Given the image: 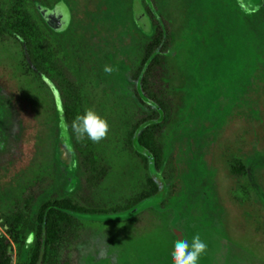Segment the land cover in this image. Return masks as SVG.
<instances>
[{
	"label": "rangeland",
	"instance_id": "374dc122",
	"mask_svg": "<svg viewBox=\"0 0 264 264\" xmlns=\"http://www.w3.org/2000/svg\"><path fill=\"white\" fill-rule=\"evenodd\" d=\"M17 1L0 0V9ZM22 2L78 85L82 112L94 108L110 127L106 139L92 143L108 170L91 193L99 213L78 216L67 263L172 264L175 242L199 234L207 244L199 264H264V0ZM138 8L152 28L174 35L166 58L169 122L158 138L161 191L154 197L130 143L132 128L149 115L134 96L148 40L133 16ZM0 74L8 101L24 106L34 134L23 164L0 178L5 211L56 180L55 105L6 35ZM59 150L68 164L67 147ZM233 162L243 175L230 172Z\"/></svg>",
	"mask_w": 264,
	"mask_h": 264
},
{
	"label": "trees",
	"instance_id": "16d2710c",
	"mask_svg": "<svg viewBox=\"0 0 264 264\" xmlns=\"http://www.w3.org/2000/svg\"><path fill=\"white\" fill-rule=\"evenodd\" d=\"M133 16L148 39L134 77V96L149 115L132 128L130 143L144 162L149 195L154 197L161 191L162 154L158 138L169 122L171 96L166 90V58L174 35L163 26L152 28L146 12L140 8L134 9ZM5 35L19 44L28 70L53 95L56 180L51 189L29 191L11 209L0 211V264H68L65 257L80 226L78 216L99 213L100 206L92 201L91 193L106 176L107 166L96 155L91 141H78L60 128L61 115L70 124L83 113L81 93L41 37L22 0L6 11L0 9V37ZM5 91V78L0 74V92H4L0 98L5 96L8 101ZM33 140L32 122L24 106L12 100L3 103L1 99L0 178L23 164ZM62 145L68 149V164L58 159ZM230 172L244 174L237 162L230 164Z\"/></svg>",
	"mask_w": 264,
	"mask_h": 264
},
{
	"label": "clouds",
	"instance_id": "9594fccd",
	"mask_svg": "<svg viewBox=\"0 0 264 264\" xmlns=\"http://www.w3.org/2000/svg\"><path fill=\"white\" fill-rule=\"evenodd\" d=\"M259 5L252 8V12L259 11ZM114 69L105 66L104 71L108 74ZM60 128L65 135L74 136L78 141H91L100 143L106 139L110 131L108 121L101 117L92 107L86 108L82 114L77 115L69 122L60 118ZM207 252V244L200 238L199 234L193 236L191 242L181 239L175 242L171 252L172 264H199L201 256Z\"/></svg>",
	"mask_w": 264,
	"mask_h": 264
},
{
	"label": "water",
	"instance_id": "95a60500",
	"mask_svg": "<svg viewBox=\"0 0 264 264\" xmlns=\"http://www.w3.org/2000/svg\"><path fill=\"white\" fill-rule=\"evenodd\" d=\"M143 22H144V24H146V20H143ZM8 253H10L11 252V249L10 248H8Z\"/></svg>",
	"mask_w": 264,
	"mask_h": 264
}]
</instances>
